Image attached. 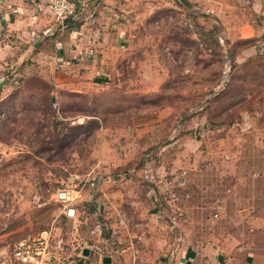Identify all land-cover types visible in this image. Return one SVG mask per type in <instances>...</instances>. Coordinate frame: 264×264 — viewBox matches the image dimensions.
Returning a JSON list of instances; mask_svg holds the SVG:
<instances>
[{
  "label": "rangeland",
  "instance_id": "obj_1",
  "mask_svg": "<svg viewBox=\"0 0 264 264\" xmlns=\"http://www.w3.org/2000/svg\"><path fill=\"white\" fill-rule=\"evenodd\" d=\"M141 1L131 36L105 54L100 83L56 92L55 108L45 87L25 86L7 109L0 251L41 235L66 260L81 259L83 248L110 255L129 240L140 249L157 234L173 239L178 206L206 208L219 225L214 206L223 204L235 247L242 219L264 221V8L215 0V13L200 0ZM179 174L200 192L166 196ZM63 188L76 197L72 218L55 200ZM198 223L204 236L207 222ZM167 248L161 262L174 241Z\"/></svg>",
  "mask_w": 264,
  "mask_h": 264
},
{
  "label": "crops",
  "instance_id": "obj_2",
  "mask_svg": "<svg viewBox=\"0 0 264 264\" xmlns=\"http://www.w3.org/2000/svg\"><path fill=\"white\" fill-rule=\"evenodd\" d=\"M43 1L0 0V124L7 117V109L18 101V93L25 86L42 85L46 90L45 96L55 104L56 92L62 89L76 93L100 83L105 54L131 36L135 7L141 0H99L92 8L91 16L78 12L63 27L55 23ZM214 1L200 0V3L210 7ZM242 1V4L248 5L247 0ZM248 2L264 8V0ZM213 6L215 13L220 11L215 4ZM244 30L250 35L251 27L242 25L241 35L247 38L249 35H244ZM34 93L37 96L40 94L38 90ZM180 181L182 184L177 185ZM223 184L228 185L229 180H223ZM198 185L179 174L174 178L169 194L166 187V196L177 200L189 191L198 194ZM213 194V191L208 192L207 198ZM222 196L227 206L230 195L222 191ZM218 205L221 207H218L220 211L217 213ZM244 210L242 206L240 212ZM208 212L202 207L178 206L174 214L178 216L174 219L180 227L173 239L167 238L164 233L157 234L159 240H144L140 249L133 247L134 241L129 240L123 248L112 249L110 255L99 257L95 256L92 248H86L89 250L87 256H83L81 251V259L66 261L68 264H92L94 257L96 263L104 264L102 259L109 257L108 264H264V221L259 222L260 218L253 216L250 223L242 219L243 226L247 225L243 232L245 238L243 241L241 239L240 246L235 247V236L225 229L229 222L228 208L225 211L223 204H215L214 213L218 214L215 219L220 218L219 225ZM204 213L206 216L202 217ZM200 220L207 222L209 232L204 236L197 231ZM154 241H157V246L150 244ZM173 241L175 250L170 251L161 262V249L167 254V246Z\"/></svg>",
  "mask_w": 264,
  "mask_h": 264
},
{
  "label": "built area",
  "instance_id": "obj_3",
  "mask_svg": "<svg viewBox=\"0 0 264 264\" xmlns=\"http://www.w3.org/2000/svg\"><path fill=\"white\" fill-rule=\"evenodd\" d=\"M98 1L44 0L43 4L53 16L55 23L63 27L78 12L91 16L92 8L96 6ZM53 107L55 108L56 104H53ZM143 177L146 181L151 182L155 178L149 172L147 173V170L144 172ZM182 181L178 182L177 185H181ZM75 198L74 191L70 188H63L55 194V200L64 204L65 215L69 218L75 216V209L71 207ZM93 232L100 234L101 227L97 226V229ZM0 264H68V262L62 256L53 253L49 236L41 235L21 238L13 244L7 253L0 251Z\"/></svg>",
  "mask_w": 264,
  "mask_h": 264
},
{
  "label": "water",
  "instance_id": "obj_4",
  "mask_svg": "<svg viewBox=\"0 0 264 264\" xmlns=\"http://www.w3.org/2000/svg\"><path fill=\"white\" fill-rule=\"evenodd\" d=\"M89 254V250L88 249H83L82 250V255L83 256H87ZM102 262L104 263V264H108V263H110V258L109 257H104L103 259H102Z\"/></svg>",
  "mask_w": 264,
  "mask_h": 264
},
{
  "label": "trees",
  "instance_id": "obj_5",
  "mask_svg": "<svg viewBox=\"0 0 264 264\" xmlns=\"http://www.w3.org/2000/svg\"><path fill=\"white\" fill-rule=\"evenodd\" d=\"M50 100L49 99H47V102H49ZM51 102V101H50Z\"/></svg>",
  "mask_w": 264,
  "mask_h": 264
}]
</instances>
